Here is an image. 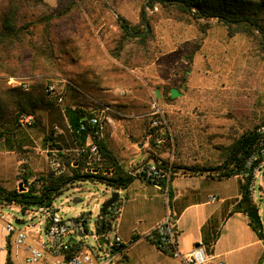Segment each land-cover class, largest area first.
Segmentation results:
<instances>
[{
    "label": "rangeland",
    "instance_id": "rangeland-1",
    "mask_svg": "<svg viewBox=\"0 0 264 264\" xmlns=\"http://www.w3.org/2000/svg\"><path fill=\"white\" fill-rule=\"evenodd\" d=\"M90 3L95 8L93 16L99 20L98 26L93 24V17L86 10L84 17L88 25L77 11L58 21L56 35H72L75 48L70 47L61 56L55 73L48 77L45 84L51 78L73 77L81 84L97 87L105 103H114L119 99L126 104L140 101L148 105L142 110L134 108L130 113L132 120L139 119L137 114H149L157 102L166 116L172 113L177 115L176 119L194 123L199 127H195L199 133L205 126H209L208 130L212 132L233 134L242 131L251 120L259 122L264 117V60L255 54L251 41L245 35L230 37L226 27L216 20L202 35L194 23L166 17L159 6L150 9L146 0H90ZM143 9L147 11V25L143 24ZM119 15L147 31L152 30L148 45L133 46L130 48L132 55L128 51L124 54L125 58L131 59L128 65L114 59L107 48L108 44L114 45V39L120 34L117 20ZM195 49L190 62L188 56ZM18 77L31 81L34 76ZM173 89H178L181 95L173 103H168L167 96L172 94ZM175 95H178L176 90L173 91ZM144 118L146 125H150V116ZM35 127L21 126L17 134L27 129L41 133ZM38 146L35 143L28 148L30 160L23 161L22 166L18 167V175L16 158L0 155V164L4 165H0V179L7 188H15L16 179L20 175L30 171L38 173L49 168L48 158L51 156L43 153ZM173 150L169 157L173 156ZM20 157H24V152ZM34 177L32 175L30 180ZM20 183L26 188L25 181ZM150 187L137 180L130 190L121 189V199L124 200L129 193L134 194L136 191H150ZM112 193V187L105 183L78 181L57 196L54 206L65 219L89 213L91 234L86 241L94 245L97 239L93 234L97 232L100 208ZM256 207L264 232V200L257 197ZM2 212L0 216L15 223L18 228L38 222L36 217L31 220L16 204L4 207ZM16 219H22L23 223H16ZM242 221L234 222L236 227L233 233L245 232ZM122 239L127 251L123 264H177L176 257L159 250L151 240L142 238L136 242L132 235H122ZM243 239L246 243L250 242L247 237ZM247 250H255V247L250 246Z\"/></svg>",
    "mask_w": 264,
    "mask_h": 264
},
{
    "label": "trees",
    "instance_id": "trees-1",
    "mask_svg": "<svg viewBox=\"0 0 264 264\" xmlns=\"http://www.w3.org/2000/svg\"><path fill=\"white\" fill-rule=\"evenodd\" d=\"M146 5L150 9L159 6L166 17L194 23L202 35L206 34L213 25L212 22L216 20L226 27L230 37L237 34L245 35L251 41L255 54L264 60V0H146ZM85 10L93 17V24L98 26L99 20L93 16L95 8L92 7L90 0H57V6L46 0H0V138H6L10 143V139L17 135L18 128L22 126L19 120L24 114H33L36 119L32 126L44 131L42 113L62 105L72 127L71 134L78 145L77 150L64 152L60 145L55 144L58 146L57 153H50V156L59 159L63 171L57 173L49 167L38 173L30 171L20 175L26 182V190L20 191L17 187L9 189L0 181V211L12 204L19 205L24 212L39 207H55L54 200L57 196L78 181L91 180L105 183L114 189H126L135 179L131 171L136 166L127 169L109 149L104 137L97 139V142L105 158L104 165L112 168L113 173L94 175L86 172L87 154L82 148L90 132L95 130L87 120L89 115L87 108L104 107L108 105L107 103L87 95L81 83L73 77L64 76L68 82L62 103L58 102V97L49 96L46 92L45 82L55 73L61 56L69 51L70 47L75 48L72 35L62 34L60 37L56 35L58 21L77 11L87 24ZM142 15L143 24L147 25L149 20L147 11L143 9ZM117 20L120 34L114 39V45L108 44L107 48L114 59L128 65L131 59L125 58L124 54L128 51L132 55L130 48L133 46L148 45L152 30L147 31L146 28L133 24L121 15ZM195 52L196 49L188 56L190 62ZM18 76H34L28 90L7 83L8 77ZM177 92L181 94L180 91ZM179 96L168 95V103H173ZM115 106L121 108L120 105ZM176 116L167 113V123L172 132L167 128L162 135L164 141L161 143L164 146L161 149L163 151H172L175 146L172 178L180 171L203 173L210 170L205 174L220 179L237 175L258 140V127L264 123V117L259 119V122L251 120L242 131L226 135L218 131L205 133L210 131L206 127L199 133L197 127L190 129V133L184 136L185 133L177 127L181 120L176 119ZM83 125L85 129L82 128ZM154 131L155 129L151 128V133ZM197 137L201 140L199 147L204 150L202 155H212L206 158L204 163L184 160L187 149L194 148L195 142L198 143L195 140ZM49 140L54 142V130L47 134L46 141ZM152 141L154 145L157 144V135L152 137ZM195 153L201 155L200 150ZM139 164H144V161ZM164 164L169 163L167 161ZM32 175L35 177L30 180ZM148 183L154 184L151 181ZM241 185V198L233 212L248 214L256 205L247 192L246 184ZM169 194L172 195L171 189ZM120 202L121 199L116 204ZM249 224L258 237L264 240V232L255 221L250 219ZM162 251L173 256L171 251Z\"/></svg>",
    "mask_w": 264,
    "mask_h": 264
},
{
    "label": "crops",
    "instance_id": "crops-1",
    "mask_svg": "<svg viewBox=\"0 0 264 264\" xmlns=\"http://www.w3.org/2000/svg\"><path fill=\"white\" fill-rule=\"evenodd\" d=\"M46 1L53 6L57 4V0ZM81 86L87 95L97 97L99 100L102 99L97 87H89L83 83ZM174 90L177 91L178 89ZM178 95L181 94L179 93ZM107 104V106L112 108V111L108 112L110 123L106 126L104 139L109 149L113 151L118 160L127 169H133V166L137 165L139 167L142 165L139 164L142 161L144 163L157 161L162 164L167 161L168 163H173L174 153L173 156L169 157L171 151L161 150L164 147L162 144H153L152 137L149 136L151 133V121L150 125L147 124V126V121L144 118L149 117L148 113L137 114L136 117L139 118L137 120L130 119L131 111L134 108L136 110L145 109V103L132 101L126 104L122 100L119 101L117 99L114 103ZM117 104L121 108L118 109L115 106ZM98 108L102 107H90L87 109L90 112ZM42 124L45 127L44 131L32 126L41 131V133L27 129L10 139L12 140L10 143L8 139L0 138V155H12L16 158V175H18V167L23 161L29 162L30 156L27 153L30 150L28 148L35 143L39 144L38 148L43 153H47V156H50V153H57L58 146H55V144L60 145L64 152L77 150L78 145L71 134L70 123L64 106L59 105L44 111L42 113ZM55 126L58 129H55ZM127 127H130V129L127 130ZM177 127L186 136V133H190V129H194L197 125L185 120L178 123ZM205 127L209 129V126ZM52 130L55 131V140L54 142L51 140L47 142L46 136ZM210 132L212 131L210 130L208 133ZM196 141L198 143L195 142L194 148L187 149L184 160L190 159L193 162L204 163L206 158L212 157V155H202L204 150L199 147L201 140L196 138ZM197 150H200L201 155L193 154ZM22 152H24V157H20ZM192 155L194 156L192 157ZM141 156L143 157L141 158ZM51 158L52 156L48 158V164H50ZM3 161L5 160L3 159ZM133 171L134 169L131 172ZM208 172L210 170L203 171V173H185L180 171L164 187L150 184L135 177L126 189L130 190L133 184L139 180L142 184H149L151 186L150 191H136L134 194L129 193L125 197L117 222V233L121 237L122 235L127 237L132 235L135 237L134 241L136 242L142 238L150 240L147 234L165 218L167 210H169L176 219L179 232L178 248L182 253L190 252L196 243H200L214 257L211 264H264V240L260 239L256 231L250 226V218L247 214L233 212L237 201L241 198L242 179L238 175L220 179L205 174ZM22 180L24 181L22 177H17L15 187L19 186ZM0 181L2 182L1 179ZM169 189H171L172 195L169 194ZM2 210L3 208L0 214L2 213L3 215ZM36 218L38 222L21 228H30L32 230L30 242L40 246L45 238L44 228L40 223V219ZM138 218L141 220H137ZM4 219V216H0V264H17L22 260L25 253L14 245V235L9 234L5 229L6 224L11 221ZM242 219L245 221H242V227L245 232L241 234L233 233L236 227L234 222ZM17 220L20 222L22 219ZM245 237L249 238L250 242L246 243L243 239ZM224 240L226 242L220 246ZM250 246L255 247V250H247ZM260 250H262L261 253L257 255ZM253 253H256V255ZM125 257L127 258V251ZM176 260L177 264H182L179 258Z\"/></svg>",
    "mask_w": 264,
    "mask_h": 264
},
{
    "label": "built area",
    "instance_id": "built-area-1",
    "mask_svg": "<svg viewBox=\"0 0 264 264\" xmlns=\"http://www.w3.org/2000/svg\"><path fill=\"white\" fill-rule=\"evenodd\" d=\"M8 82L24 90L30 88L28 78L10 77ZM67 82L68 79L64 77L51 78L46 83V92L49 96L58 97V102L62 103ZM109 111H112V108L106 105L90 111L87 117L88 122L95 127L82 148V151L87 154L86 172L90 174L111 175L113 173L112 168L104 165L105 158L97 142V139L104 137L106 126L110 123ZM148 115L151 119V128L155 129L149 136L157 135V143L161 144L164 141L163 133L167 128L171 129L167 123L165 111L155 102ZM35 119L33 114H24L19 121L22 126H32ZM54 128L58 129L57 126ZM69 128L72 131L71 125ZM82 128L85 129V125ZM258 134L257 142L253 145L243 168L237 173L246 184L247 192L255 205L257 197L264 200V123L258 127ZM164 165L158 162L144 163L139 167L137 165L131 174L145 182L151 181L155 185H160L161 182L168 185L173 175L172 163ZM50 166L57 173L63 171L61 162L56 156L50 159ZM26 189L27 186L24 190ZM112 189L113 192H121V189ZM122 204L123 199L120 203L115 202L108 208L102 226L97 222V232L93 234L97 242L94 245L86 241L91 234L89 213H81L76 217L65 219L53 206L27 210L26 213L31 220L33 217L40 219L45 238L38 246L29 240L32 238L30 228H18L15 223L8 222L5 226L6 231L14 235L16 248L25 253L17 264H123L126 247L122 237L116 231ZM22 221L19 224L23 223ZM147 235L159 249L171 251L182 264H211L214 259L203 244L194 246L188 253H182L179 250L176 219L169 210L165 218Z\"/></svg>",
    "mask_w": 264,
    "mask_h": 264
},
{
    "label": "water",
    "instance_id": "water-1",
    "mask_svg": "<svg viewBox=\"0 0 264 264\" xmlns=\"http://www.w3.org/2000/svg\"><path fill=\"white\" fill-rule=\"evenodd\" d=\"M205 171H209V170H205ZM165 185H166L165 182H161V183H160V187H164ZM19 190H20V191H23V190H24V188L22 187V183H20V185H19ZM119 197H120V193H119L118 191H114V192L111 194V196H110L106 201L103 202V204H102V206H101V208H100V214H99V216H98V220H97V221L99 222L100 226L103 225V222H104V216H105V214H106L108 208L111 207L115 202H117L118 199H119ZM75 201H77V200H75ZM247 215H248V217H249L250 219H252L253 221H255V223H256V224L259 226V228L262 230V228H263V224H262V222H261V219H260V216H259L258 209H257V208L253 209L252 211L248 212ZM16 222L19 223L18 220H17ZM80 235H82V234L80 233ZM195 246H200V243H196Z\"/></svg>",
    "mask_w": 264,
    "mask_h": 264
}]
</instances>
